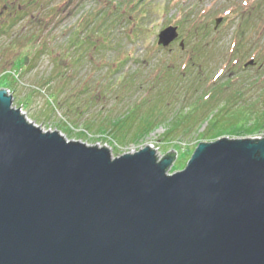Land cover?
Returning <instances> with one entry per match:
<instances>
[{"label":"water","instance_id":"1","mask_svg":"<svg viewBox=\"0 0 264 264\" xmlns=\"http://www.w3.org/2000/svg\"><path fill=\"white\" fill-rule=\"evenodd\" d=\"M11 106L0 90V264H264V139L200 143L168 175L172 152L112 159Z\"/></svg>","mask_w":264,"mask_h":264},{"label":"rangeland","instance_id":"2","mask_svg":"<svg viewBox=\"0 0 264 264\" xmlns=\"http://www.w3.org/2000/svg\"><path fill=\"white\" fill-rule=\"evenodd\" d=\"M4 2L0 1V5H6ZM104 3L107 13L119 15L112 29L114 51L97 47L93 34L97 25L84 21ZM170 26L177 28L178 41L165 49L158 47L159 33ZM32 34L37 35L38 43L26 44ZM77 35L83 44L73 48L70 42ZM181 41L183 49L179 47ZM42 45L46 50L40 51ZM68 50L71 51L66 54ZM126 51L134 54V60L126 63ZM197 54V64L204 67L203 84L183 86L185 90L181 87L177 93L162 95L161 101L168 103L165 122L162 117L154 131L137 139L134 134L140 118L131 124L124 141L117 139L115 129L108 126L107 131L111 118H122L144 96L142 107L156 104L163 94L162 87L146 84L159 75L161 66L175 63L173 74L181 73L190 57ZM22 56L29 58L27 66L16 71ZM74 57L78 58L77 65L71 63ZM118 59L126 64L111 79V68H118L114 64ZM251 60L253 65L245 69ZM124 75L139 80L125 96L110 97L107 84L116 79L123 82ZM227 78L231 85L223 86ZM8 81L9 86L5 85ZM219 88L223 93L217 106L201 110V119L192 129L185 132L182 127L169 132V123L176 116L192 114L191 104L203 92L219 96ZM0 90L7 91L11 108L19 110L27 123L43 133L56 132L65 142L107 149L112 159L147 147L159 160L172 152L176 158L167 174L181 172L200 143L214 142L212 136H218L216 140L264 138V128L239 134L250 128L257 119L255 114L250 115V121L242 116L229 119L228 109L216 114L224 100L227 108L239 104L246 109L251 105L250 112L264 113V0H29L0 19ZM52 97L55 102H51ZM145 112L144 108L139 115ZM194 117L197 118L194 114L192 122ZM166 135L169 137L164 138Z\"/></svg>","mask_w":264,"mask_h":264},{"label":"trees","instance_id":"3","mask_svg":"<svg viewBox=\"0 0 264 264\" xmlns=\"http://www.w3.org/2000/svg\"><path fill=\"white\" fill-rule=\"evenodd\" d=\"M104 6H100L96 9V11L94 12V14H90L89 18H87L86 20V24L90 25L91 23L96 26L95 32L93 34H95V38L98 40V44L97 47H100L103 50H111L114 51L116 50V43H114V37L115 35H113V28L116 27V25L118 24L117 22H119V15L117 13H112L109 12L107 13V3L103 4ZM46 20V19H45ZM83 22V20H82ZM80 22V24L82 23ZM81 26V25H80ZM37 35L36 34H32L29 38H27L26 40V44H28L29 42L32 43H38V38H36ZM90 38V37H87ZM133 38V36H132ZM135 38V37H134ZM136 39V38H135ZM83 41H81L77 35V38L73 37L72 41L70 42V46L73 48H80L82 47V43ZM20 43V41H19ZM90 43V42H89ZM95 46L94 49L97 48ZM45 45L41 46V50H46L45 49ZM80 50V49H79ZM78 50V51H79ZM71 50L66 51V54L70 52ZM198 54L195 56H191L190 59L188 60V62L186 63V65L183 66V70L181 73L176 72L175 74H173L174 68L176 66V64H172V62H169L166 67L161 66L162 71H160L158 76H153V78L151 79L152 83L150 84H146V86L148 87H162V93L160 95V98L158 101V104L156 102V104H154L152 107L146 108L145 104L144 107H142V103H144L146 96H144L137 104H135L134 106H131L129 108V111L127 112L128 114L124 115L122 118H117L115 120V118H111L110 122H107V131L108 126L109 128H113L115 129V134L117 139L120 141H124L127 137L128 131L130 130L129 127L131 126V124L134 121H137L139 118V123L136 127V131L134 134V138H143L148 136L152 131H154L156 129V127L159 126V120L162 119V117H164V122L166 120L165 116L166 113L164 111H166L167 107H168V103H163L161 101L162 95L167 94L169 91L172 93H177V91L181 88V90H185L183 88V86H190L191 84L199 87V85L203 84V80L201 77V72H202V68H204L202 65L197 64L196 59H198ZM134 54L131 51H126L124 54V59L126 60V63L130 60H134ZM28 57L27 56H22L21 59L19 60L18 65H16L17 69L16 71H21L22 68L27 66L28 63ZM64 61V60H63ZM73 65H77L79 63L78 58L74 57L72 58V62ZM123 63V61L121 59L115 60L114 64L118 65L117 69H113L111 68V79L114 78V74L121 70L122 67L126 64ZM57 67H61L60 64L57 65ZM160 68V67H159ZM165 68V69H163ZM178 73V74H177ZM137 76L140 77V74H136ZM123 77V82H121V80H113V82L111 83V81L107 84L109 85L108 87V91L107 94L110 95V97H120V96H125L130 88V86L133 85V83H135V80H139L138 78H131L130 76H122ZM125 77V78H124ZM175 80V83L173 84V81ZM97 82V81H95ZM230 79L227 78L226 82L224 83L223 86H228L231 85L230 84ZM8 83V84H7ZM10 82H6L5 85L9 86ZM14 83V80H12L11 85ZM145 86V84H140L139 86ZM120 87V88H119ZM141 87V88H142ZM166 88V89H165ZM220 91V95L218 96L215 92V94H212L211 91H206L203 92L200 97L198 98V101L195 100V102H193L191 104L192 108H190V112H192V114H189V116H187L186 114H179L178 116L175 117V120L173 122H170V129L169 132H175L176 130L181 129L182 127H185L184 130H186L185 132H188V130L191 128H193L192 126H195L196 123L198 122V119H201V117H199L200 115V111L203 110L205 111L206 109H210L211 107H213L214 105L217 106L218 104V100L221 97V91L223 93V90L221 88L218 89ZM186 92V91H184ZM105 95V94H104ZM214 95V96H213ZM53 101L51 102H55V98L52 97L50 98ZM163 99V98H162ZM225 103L220 102L219 105H221L223 103L222 106L219 107V109H217L218 111L217 113H220L222 111H224L223 109H228L230 116L228 117L230 118H235L238 116H242V117H248V120H251V114H255L256 115V120L254 121L253 124H251L250 128H248V130H240L239 134H249V133H256L259 130H261L262 128H264V113L262 114V112L260 114H256V112L252 113L250 112V110H253V108H251L250 106L248 108H244V107H240L241 105H237L235 104L236 107H233L234 105L230 106V107H226V103H228L226 100H224ZM153 104V103H152ZM190 106V107H191ZM226 107V108H225ZM239 107V108H238ZM144 108L146 109V112L143 113L142 115H139V112ZM244 108V109H243ZM248 109V110H247ZM250 109V110H249ZM196 115L195 121L192 122L191 119H193V115ZM262 114V115H261ZM212 117H210L208 119V122L210 123ZM225 119V118H224ZM129 125V126H128ZM128 126V127H127ZM252 128V129H251ZM252 131H251V130ZM101 131H105V129H100ZM169 137L168 135L164 136V138ZM218 136H212V141H215L217 139ZM169 155V153L167 154Z\"/></svg>","mask_w":264,"mask_h":264},{"label":"flooded vegetation","instance_id":"4","mask_svg":"<svg viewBox=\"0 0 264 264\" xmlns=\"http://www.w3.org/2000/svg\"><path fill=\"white\" fill-rule=\"evenodd\" d=\"M1 2L3 0H0ZM4 4L6 5H0V19L4 16V15H8L16 10H19L22 7V4L26 3L28 4L29 0H4ZM32 2V1H30ZM15 9V10H14Z\"/></svg>","mask_w":264,"mask_h":264},{"label":"bare ground","instance_id":"5","mask_svg":"<svg viewBox=\"0 0 264 264\" xmlns=\"http://www.w3.org/2000/svg\"><path fill=\"white\" fill-rule=\"evenodd\" d=\"M264 139V138H263ZM152 150V149H151ZM135 154V153H134ZM156 154V153H155Z\"/></svg>","mask_w":264,"mask_h":264}]
</instances>
